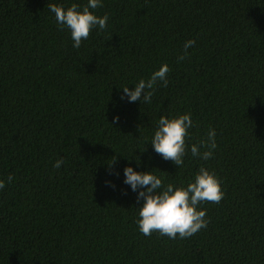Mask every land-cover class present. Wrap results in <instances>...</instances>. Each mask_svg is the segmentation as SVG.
<instances>
[{
  "label": "trees",
  "instance_id": "trees-1",
  "mask_svg": "<svg viewBox=\"0 0 264 264\" xmlns=\"http://www.w3.org/2000/svg\"><path fill=\"white\" fill-rule=\"evenodd\" d=\"M49 3L88 0H0V264H264V0H102L78 49ZM164 64L151 104L121 99ZM187 113L217 148L179 167L150 142ZM128 166L176 187L203 166L225 197L190 238L145 236Z\"/></svg>",
  "mask_w": 264,
  "mask_h": 264
},
{
  "label": "clouds",
  "instance_id": "clouds-1",
  "mask_svg": "<svg viewBox=\"0 0 264 264\" xmlns=\"http://www.w3.org/2000/svg\"><path fill=\"white\" fill-rule=\"evenodd\" d=\"M47 7L55 14L60 29L63 30L66 27L70 30L73 47L77 49L81 47L82 41L90 37L93 29L105 30L108 26L109 17L107 15L99 17L91 11L102 7V0H88L82 10L76 3L67 9L55 3H49ZM195 43L194 39L185 42L183 52L177 57V62L190 57L189 49L193 48ZM170 71L169 66L164 64L158 71L152 73L150 78L141 79L136 83L134 90L128 86L121 87L124 93L121 99L127 97L129 102L140 101L142 104H151L157 82H162L163 86L167 87L169 83L167 75ZM116 120H119L118 116ZM194 126L191 113L171 119L161 115L150 143L163 159L170 160L179 167L183 166L184 157L189 150L193 157L207 161L213 157L214 150L217 148L216 131L210 128L206 139H201L189 146L190 129ZM115 160L109 166L114 164ZM137 161L139 162V159ZM63 163V159L57 160L54 167L59 169ZM124 175L125 184L130 185L133 191L140 189L137 199L138 201L143 200V206L139 208L137 223L140 232L149 237L154 232L170 239L192 237L200 230L207 228L210 222L206 219L207 210H201L199 205L202 203L219 204L225 197L220 179L214 172L203 166L187 187H176L172 183L165 186L162 179L152 171L138 172L131 166L124 169ZM14 179L15 177L10 174L7 177V183H12ZM5 187L6 182L0 180V190Z\"/></svg>",
  "mask_w": 264,
  "mask_h": 264
}]
</instances>
